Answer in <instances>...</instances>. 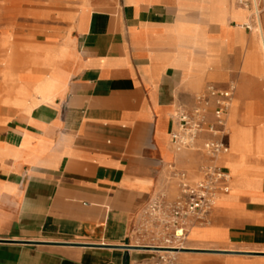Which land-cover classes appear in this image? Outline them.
I'll return each mask as SVG.
<instances>
[{"label": "crops", "instance_id": "crops-1", "mask_svg": "<svg viewBox=\"0 0 264 264\" xmlns=\"http://www.w3.org/2000/svg\"><path fill=\"white\" fill-rule=\"evenodd\" d=\"M23 1L0 8V264H149L145 208L206 159L175 150L172 115L208 83L235 85L232 178L187 248L264 253V0L252 30L241 0Z\"/></svg>", "mask_w": 264, "mask_h": 264}, {"label": "built area", "instance_id": "built-area-1", "mask_svg": "<svg viewBox=\"0 0 264 264\" xmlns=\"http://www.w3.org/2000/svg\"><path fill=\"white\" fill-rule=\"evenodd\" d=\"M251 8L245 27L252 30L262 25V1L241 0ZM235 85L226 88L208 83L195 94L192 106L178 105L172 115L171 142L175 150H197L205 156L200 165V178L194 184L186 172H177L181 194L174 200L164 195L154 198L144 210L143 218L151 234L149 249L183 250L190 229L207 224L219 196L229 192L231 173L219 162L229 152L228 116L234 100ZM177 254L154 252L149 264H177Z\"/></svg>", "mask_w": 264, "mask_h": 264}, {"label": "rangeland", "instance_id": "rangeland-1", "mask_svg": "<svg viewBox=\"0 0 264 264\" xmlns=\"http://www.w3.org/2000/svg\"><path fill=\"white\" fill-rule=\"evenodd\" d=\"M29 3L23 0H0V8L18 10L24 8ZM3 19L6 21L14 22V24L21 23L23 26L19 28L18 31L13 34L20 40H42L43 35L41 33H36L28 26L29 18L27 16H4ZM188 246V244H185ZM182 252L176 255L177 264H219L218 261H215L217 254H226L227 258H238L243 257L249 261L257 260L259 256H264V253H250V252H241V251H225L215 249H204V248H185L181 250ZM169 253V252H167ZM185 253V254H183ZM219 258V257H217ZM261 258V257H260ZM211 259V260H210ZM228 264H236V262H228Z\"/></svg>", "mask_w": 264, "mask_h": 264}, {"label": "bare ground", "instance_id": "bare-ground-1", "mask_svg": "<svg viewBox=\"0 0 264 264\" xmlns=\"http://www.w3.org/2000/svg\"><path fill=\"white\" fill-rule=\"evenodd\" d=\"M260 27V26H259ZM261 33V32H260ZM260 35H262V34H259V36ZM262 37V36H261ZM261 39V38H260ZM29 85V84H28ZM30 86V85H29ZM18 90V89H17ZM28 90V89H27ZM21 96V95H20ZM156 252H169V253H171V254H178V253H180V252H182L181 250H157Z\"/></svg>", "mask_w": 264, "mask_h": 264}, {"label": "water", "instance_id": "water-1", "mask_svg": "<svg viewBox=\"0 0 264 264\" xmlns=\"http://www.w3.org/2000/svg\"><path fill=\"white\" fill-rule=\"evenodd\" d=\"M222 252H225V251H222Z\"/></svg>", "mask_w": 264, "mask_h": 264}]
</instances>
